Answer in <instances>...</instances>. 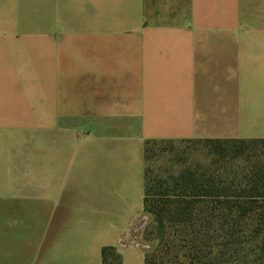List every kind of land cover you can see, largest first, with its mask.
I'll return each mask as SVG.
<instances>
[{
    "label": "crops",
    "instance_id": "crops-1",
    "mask_svg": "<svg viewBox=\"0 0 264 264\" xmlns=\"http://www.w3.org/2000/svg\"><path fill=\"white\" fill-rule=\"evenodd\" d=\"M264 141V0H0V264H147V146Z\"/></svg>",
    "mask_w": 264,
    "mask_h": 264
},
{
    "label": "rangeland",
    "instance_id": "rangeland-1",
    "mask_svg": "<svg viewBox=\"0 0 264 264\" xmlns=\"http://www.w3.org/2000/svg\"><path fill=\"white\" fill-rule=\"evenodd\" d=\"M146 159L148 207L166 204L169 209L163 226L147 212L137 230L150 263L239 264L238 248L242 244L251 247L252 242L249 234L240 238L241 229L252 226L253 219H243L228 212L226 205L201 198L179 221L174 212L184 203L179 204L176 196L184 193L186 186L191 193L212 187L229 195L244 189L264 166V141L152 142ZM183 176H190L188 185ZM166 191L171 198L162 197Z\"/></svg>",
    "mask_w": 264,
    "mask_h": 264
},
{
    "label": "trees",
    "instance_id": "trees-1",
    "mask_svg": "<svg viewBox=\"0 0 264 264\" xmlns=\"http://www.w3.org/2000/svg\"><path fill=\"white\" fill-rule=\"evenodd\" d=\"M150 144V143H149ZM148 147V146H147ZM188 177L185 178L184 183L188 185ZM192 177V176H191ZM190 180V178H189ZM190 184V183H189ZM246 187L233 195L224 193L223 191L201 190V193H191L185 188V192L176 196L177 202L180 205L175 209L174 219L183 221V216L192 211V205L198 203L201 198L208 199L211 203H220L226 205V210L232 214L236 213L243 219H253V225L244 229H241V239L247 234L252 237L251 247L246 245H240L238 248L237 256L239 258V264H264V166H260L255 172L253 179L246 183ZM148 190L146 189L145 198V211L155 216L156 221L163 226V220L165 212L168 211L166 204L148 207ZM163 198H171L169 191L163 192ZM188 197L191 201H187ZM224 198V199H223ZM223 200V201H222ZM192 215V213H189ZM246 225H248L246 223ZM242 243V242H241ZM114 256L115 259H119L115 255V252L111 248H104L102 251L103 264H108V258ZM149 253L147 254V264H151L149 260ZM250 258H253L251 260ZM227 264V263H224Z\"/></svg>",
    "mask_w": 264,
    "mask_h": 264
}]
</instances>
